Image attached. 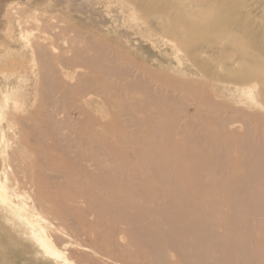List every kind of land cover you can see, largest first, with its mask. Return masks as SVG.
Instances as JSON below:
<instances>
[{
	"label": "bare ground",
	"instance_id": "6f19581e",
	"mask_svg": "<svg viewBox=\"0 0 264 264\" xmlns=\"http://www.w3.org/2000/svg\"><path fill=\"white\" fill-rule=\"evenodd\" d=\"M55 1L31 94L0 95V206L87 237L79 264H264V0ZM101 10L125 44L81 27ZM160 41L203 82L154 73Z\"/></svg>",
	"mask_w": 264,
	"mask_h": 264
},
{
	"label": "rangeland",
	"instance_id": "374dc122",
	"mask_svg": "<svg viewBox=\"0 0 264 264\" xmlns=\"http://www.w3.org/2000/svg\"><path fill=\"white\" fill-rule=\"evenodd\" d=\"M40 2L41 0H0V95L15 96L20 92L31 94L30 90L34 88V84L32 83L34 73L30 71L33 59L31 44L36 40L37 36H49L48 30L46 29V31L43 27L44 22H41L44 21V17H49L48 19L52 23L50 25L54 29V32H59V28L57 27L59 24H55L54 20L57 19L58 10L64 8V4L52 0L51 9L48 10V13H44L43 10H45L46 5H41L39 4ZM84 2H86L84 6L86 9L93 1L84 0ZM89 16H86L84 19H78L81 27L85 26L87 29L89 28L88 26L92 27L94 24L93 28L98 31L101 30L99 32L103 37L105 36L108 40L113 41L119 39L121 43L125 44L127 38L118 35V26L121 24V19L118 15L114 12L107 13L101 10L94 17L89 18ZM87 18L90 20L85 21ZM93 18L102 20L105 23V28L102 29L98 26ZM56 22L59 23V19ZM40 28L42 32H45L42 35L40 34ZM43 28L45 31H43ZM52 28L51 30H53ZM34 29L37 32H34ZM73 31L77 34L84 31V29L73 28ZM58 38L57 40L56 38L51 39L56 48L59 45V48L63 45V42L60 43L62 37ZM160 42L158 45H154V48L150 45L141 46L139 49H135L134 46L132 47L137 52L141 51L143 55L141 56L142 61L149 64L153 62L150 67L154 73L161 72L175 78L194 82L201 80L194 74L196 72L191 70V65L182 59V55L173 54L175 52L170 46H167L168 44L165 41ZM147 50L153 51V53L151 52V55H149L147 54ZM222 97L221 100L230 105H238L236 102L242 101L236 94L224 93ZM190 104L185 105L184 103L185 107L183 110L191 115L193 113V106ZM40 218L52 221L53 228L49 230L43 228L40 224H34L33 227L21 225L18 219L0 206V264H66L55 258H50L44 252L41 246L42 243L50 244L55 250L66 257L71 264H79L78 260L82 256L77 254L74 247L79 249L80 246H91L90 240L87 237L78 236L77 233L70 231L58 221L53 220L52 217L43 216ZM94 249L102 254L106 253L104 248L95 247Z\"/></svg>",
	"mask_w": 264,
	"mask_h": 264
}]
</instances>
